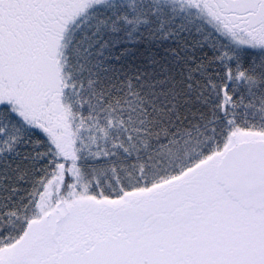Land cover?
Returning a JSON list of instances; mask_svg holds the SVG:
<instances>
[{
  "label": "snow or ice",
  "instance_id": "snow-or-ice-1",
  "mask_svg": "<svg viewBox=\"0 0 264 264\" xmlns=\"http://www.w3.org/2000/svg\"><path fill=\"white\" fill-rule=\"evenodd\" d=\"M0 264H264V0H0Z\"/></svg>",
  "mask_w": 264,
  "mask_h": 264
}]
</instances>
